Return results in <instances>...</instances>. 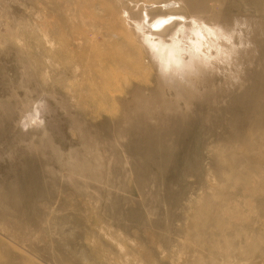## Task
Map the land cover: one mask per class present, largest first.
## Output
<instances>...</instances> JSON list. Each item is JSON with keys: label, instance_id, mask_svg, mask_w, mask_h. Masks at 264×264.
<instances>
[{"label": "rangeland", "instance_id": "374dc122", "mask_svg": "<svg viewBox=\"0 0 264 264\" xmlns=\"http://www.w3.org/2000/svg\"><path fill=\"white\" fill-rule=\"evenodd\" d=\"M0 264H264V0H0Z\"/></svg>", "mask_w": 264, "mask_h": 264}, {"label": "bare ground", "instance_id": "6f19581e", "mask_svg": "<svg viewBox=\"0 0 264 264\" xmlns=\"http://www.w3.org/2000/svg\"><path fill=\"white\" fill-rule=\"evenodd\" d=\"M148 3H150V2H148ZM182 17L183 16H180V15L174 16V14L158 16L156 18L155 22H153V23L151 22L150 27H152V25H154V28L157 29L161 25L166 24L168 22V20L171 21V20L178 19V18L182 19ZM192 19H193V26H191L189 29H185L184 27L180 28L181 27L180 26L179 29L176 30V33L179 32L178 37L174 36L171 40V43L167 44V46L161 47L160 45H154L155 43L151 42V44H153V46L158 47V49H157L158 52L159 51L161 52V49L164 50L163 51L164 54H162V58L170 61L174 67L177 66L178 72L183 71V68L186 69L185 73H184V75H186V77L188 76V74L191 75L190 73H192V71L195 70L196 68L198 69V68H200V66L210 62V58L213 57L210 50H211L212 46L213 45L215 46V44H216V43H213L214 40H216L214 38H217V33H216L215 29H213L211 26L206 25L205 21L201 22V21H199L193 17H192ZM147 26H149V25H147ZM218 32H219V29H218ZM219 34L223 35L221 32H219ZM222 44H224V43H222ZM220 45L221 44H216L215 49H221ZM159 47H161V49H159ZM222 50H224V49H222ZM221 51L219 52L220 54H221ZM183 54H187L189 56V58H188L189 63L186 64V66L180 65L179 61H178L179 59L182 58ZM222 55H223V53H222ZM180 68H182L181 71H180ZM196 72H198V71H196ZM181 74L183 75V73H181ZM186 81H188V80H186ZM244 188H246V187H244Z\"/></svg>", "mask_w": 264, "mask_h": 264}]
</instances>
